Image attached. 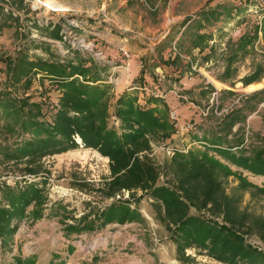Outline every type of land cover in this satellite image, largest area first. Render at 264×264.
I'll return each mask as SVG.
<instances>
[{
  "label": "rangeland",
  "instance_id": "1",
  "mask_svg": "<svg viewBox=\"0 0 264 264\" xmlns=\"http://www.w3.org/2000/svg\"><path fill=\"white\" fill-rule=\"evenodd\" d=\"M179 1L0 0V91H8L13 100L28 97L31 103L40 104L45 119L50 121L49 117L60 107L62 91L38 74L32 76V85L28 90L23 82L12 84L9 63H13L19 55H26L30 59H49L51 54L72 58L78 53L80 57L94 61L105 78L111 75L113 79L126 72L121 68L111 70V65L109 67L106 63L107 58L118 62L122 60L118 47H123L129 54L123 64L132 55L153 49L140 58L143 67L155 54L159 64L166 68L182 65L183 71L189 76L209 70L214 78L210 79L212 85L207 84L211 87V94L207 91L210 96L201 98L178 85L177 81L183 77L168 78L162 74L163 78L156 79L154 85H149V81L145 80H133L130 85V88L138 87L135 92L139 106H144L151 94L164 100L165 95L171 93L183 103H190L193 107L191 117L197 118L196 122L191 120L186 123L190 129L180 132L175 128L169 138L150 141V150L137 155L140 159L147 156L157 168L158 185L175 186L174 177L168 170L174 154H186L191 149L204 151L207 144L219 134L232 146L242 140L238 148L232 149L234 152L239 149L250 151L264 144V32H258L257 39L246 53L238 52L231 65L227 64L230 49L233 51L243 35H252L255 28L262 25L264 0L207 1L203 9L220 7L221 16L198 32L209 35L210 39L196 47L191 44L194 39L191 30H184L183 36L172 43L187 19L176 21L175 16L183 9L195 7L192 0ZM174 2H179V7L172 9ZM203 9L188 18L196 17ZM54 34L57 38H53ZM79 44L89 49L83 50ZM142 69L139 75L144 73ZM256 69L259 79L244 85L243 78L252 75ZM109 84L114 88V83ZM213 93L216 95L212 96ZM115 95V90L111 89L107 124L109 128L119 130L120 122L114 113ZM235 110L241 112L243 120L232 128L235 134L226 137L217 128L218 124ZM13 117L0 116L2 144H13L17 140L1 129L3 123L12 124ZM77 142H80L79 139ZM209 153L214 154L212 151ZM26 166L25 161L1 164L0 181L18 188L29 183H35L38 187L44 185L47 197L45 215L34 223L21 221L10 250L3 249L0 240V264H11L15 256L22 259L30 257L34 264H224L193 249L185 251L188 257L186 262L177 260L176 246L169 239L165 224L160 219L163 208L146 196L139 198L136 206L143 220L123 225H100L98 214L101 210L112 203L125 201L131 202L130 207L133 209L136 203L133 200L138 199L140 191L134 192V199H131V193L127 190L106 198L102 189L110 178L109 160L94 150L79 145L76 149L47 156L34 165L37 171L35 176L25 171ZM231 169L241 171L235 167ZM241 172L251 184L258 187L264 185L263 177ZM222 185L228 197L239 198L235 208L238 213L245 212L248 215V227L255 226V222L264 217L262 196L249 190H237V180L233 177L222 180ZM190 213L199 215L193 209ZM200 215L211 217L205 210ZM212 218L219 224L223 223L221 215ZM66 226L72 227V232ZM83 226L90 230H84ZM244 239L264 251V233L254 232L245 235Z\"/></svg>",
  "mask_w": 264,
  "mask_h": 264
},
{
  "label": "trees",
  "instance_id": "2",
  "mask_svg": "<svg viewBox=\"0 0 264 264\" xmlns=\"http://www.w3.org/2000/svg\"><path fill=\"white\" fill-rule=\"evenodd\" d=\"M219 8H205L196 17L183 22L184 30L194 32L192 47L201 46L210 39L209 35L198 32L221 16ZM259 31L264 32V19L252 35H243L235 49H230L228 66L237 58L238 52L246 53L253 46ZM53 38L57 35L54 34ZM9 68L12 84L23 82L28 90L32 85V76L38 74L55 84L62 91V97L59 109L48 121L40 104L31 103L28 97L13 100L8 91H0V116H14L13 123H3L1 129L17 139L13 144L0 143V165L25 161V171L35 176L34 165L39 160L81 145L109 160L110 178L102 189L106 198L127 190L134 199V192L140 191L138 199L133 200L136 201L133 209L131 202L125 201L112 203L101 210L98 214L100 225H123L143 220L136 206L139 198L146 196L163 208L160 219L165 224L169 239L176 246L177 260L186 262L185 251L193 249L224 264H264V251L244 239L245 235L254 232L264 233V217H260L255 226L248 227V215L238 213L235 208L239 198L228 197L222 185V180L233 177L237 180V190H249L264 198V185L258 187L251 184L241 172L264 178V144L250 151L239 149L234 152L232 149L238 148L242 140L232 146L219 134L204 151L191 149L186 154H174L168 170L174 177L175 186L158 185L157 168L147 156L140 159L137 155L150 150V141H163L175 132L169 120L168 106L163 100L151 94L146 104L139 106L137 93L124 91L114 105L115 117L120 122V128L116 130L107 124L112 86L103 80L102 72L94 61L84 59L78 53L72 58L51 54L49 59H30L19 55L13 63H9ZM257 71L243 78L244 85L259 79ZM242 120L241 112L235 110L226 115L217 128L227 137L228 134H235L232 128ZM231 167L241 171H233ZM46 202L44 185L38 187L29 183L18 188L0 181V240L3 249H11L21 221L34 223L44 217ZM191 209L199 215H192ZM203 210L211 217H202L200 213ZM218 215L222 216V224L212 218ZM66 228L72 232V227ZM83 229L90 230L84 226ZM11 264L34 262L30 257L22 259L15 256Z\"/></svg>",
  "mask_w": 264,
  "mask_h": 264
},
{
  "label": "crops",
  "instance_id": "3",
  "mask_svg": "<svg viewBox=\"0 0 264 264\" xmlns=\"http://www.w3.org/2000/svg\"><path fill=\"white\" fill-rule=\"evenodd\" d=\"M192 1L194 2L195 7L190 10L183 9L181 12H179V14L175 16L176 21L184 20L188 18L189 16H191L193 13L197 12V10L203 9L205 7L206 2L209 0H192ZM179 2H183V1L181 0ZM179 2L178 3L174 2L172 9L176 8V6L179 7ZM184 29H185V26L179 28V32L178 34H176L172 43L176 42L181 37ZM120 49H124V48L118 47L117 49L118 53L120 52L119 51ZM152 50L153 49L147 50L141 54H139L140 53L139 52L138 53L139 55H132L131 58L125 62V64L123 63L126 59L123 57H121L122 60L120 62L114 61L112 58H107L106 63L109 64V67L111 65V68H110L111 70L113 69L118 70V68H121L122 70L124 69L126 71L123 75H119V77H116V78L114 77L113 79L111 78V75L109 76L110 78L109 77L105 78L102 75L103 76L102 78L103 80H105V82L112 83V84L114 83L113 85L114 88L112 87V89H114L117 94L115 95L116 96L115 98H118L124 91L135 92L137 90L136 88L138 87L132 86L130 88V85L133 83V80L134 81L135 80L149 81L148 84L152 85L156 79L160 80L163 78L162 74L167 75L168 78H170V76L171 78L172 76L174 78L183 77L181 78L182 80L177 81L178 85L190 94L195 92L193 94L195 95L197 94L200 98L203 96H206V97L210 96L209 94H211L210 92L212 91H211V87L207 86V84L212 85V81L210 79L211 78L214 79V78L209 74L208 72L209 70L208 71L205 70L203 72L199 71L198 74H195V76L193 75L189 76L185 71H183V68L181 67L182 65L181 66L174 65V68H166L164 65H160L159 61L156 59L155 54L152 55L153 57L152 59L144 63V67H143V65H141L142 62L140 61V58H142V56H145L147 54L146 52L150 53L152 52ZM119 55H121V53ZM137 59H138V62H137ZM141 68H143L142 71L144 73L142 75H139ZM148 68L150 72H148ZM147 74L152 77L148 78ZM163 81L165 82L164 79ZM140 85H144V84H140ZM173 86H170V87L172 88ZM157 91L159 94L161 93L160 90H157ZM207 91H209V94H207ZM217 93L219 94V97H220L221 94L219 93V91ZM193 97L194 99H196V96H193ZM163 101L166 103L170 111L173 110L178 115L179 124L181 126H183L184 124H186L187 122L191 120H194L195 122L197 121V118H195L194 116L191 117V115H193V107L190 103H187V102L183 103L171 93H168L167 95H165V99ZM179 102H182L183 104ZM190 111H192V113H190ZM196 128L197 127H195V129ZM213 128H216V127L213 126ZM63 233L65 234V232Z\"/></svg>",
  "mask_w": 264,
  "mask_h": 264
},
{
  "label": "built area",
  "instance_id": "4",
  "mask_svg": "<svg viewBox=\"0 0 264 264\" xmlns=\"http://www.w3.org/2000/svg\"><path fill=\"white\" fill-rule=\"evenodd\" d=\"M37 6H35V7H37ZM71 48H73V47L71 46ZM79 48L86 50V51H87V49H89L88 46L82 45V44H79ZM119 51H120L123 58H125V59L129 58V54L125 49H120ZM215 95H216V93H213L212 96H215ZM235 103H238V101H236ZM221 113H219V114H221ZM169 118H170V121L173 123L174 127L177 129V131L184 132L185 130L190 129V126L187 124L183 125V126H181L179 124L178 116L174 111H170Z\"/></svg>",
  "mask_w": 264,
  "mask_h": 264
}]
</instances>
